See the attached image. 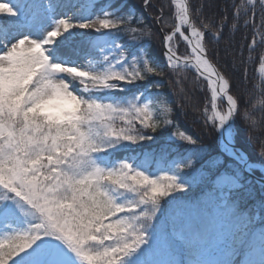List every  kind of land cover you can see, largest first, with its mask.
<instances>
[{"label":"snow or ice","instance_id":"6c2138e0","mask_svg":"<svg viewBox=\"0 0 264 264\" xmlns=\"http://www.w3.org/2000/svg\"><path fill=\"white\" fill-rule=\"evenodd\" d=\"M42 2H0V190L11 194L0 198V226L10 227L20 202L38 218L26 230L0 237V264H17L33 253L31 264H55L36 251L44 237L61 240L82 264H264V227L257 230L253 215L258 209L264 224V198L255 201L245 188L244 174L255 166L233 135L234 126L248 119L240 111L244 93L206 46L209 34L219 43L229 20H243L245 29L254 30L251 43L241 45L251 59L257 46L264 47V0H233L218 26L204 20L198 26L188 0H170L168 14L161 5L155 22L160 31L169 29L161 37L166 63H157L143 47L130 51L129 44L117 43L122 34L130 43L155 35L132 10L97 13L92 0H84L72 3L74 13L64 16L69 2L54 0L47 8ZM143 4L153 7L152 0ZM85 7L91 18L74 19ZM42 16L52 17L43 36L27 34ZM75 29L108 37L82 38L78 54L82 49L84 56L99 57L95 62L60 53L61 38ZM259 62L264 72V55ZM185 69H194L192 87L205 92L202 105H181V111L199 112L202 123L195 132L177 123L178 109L161 83L147 94L109 102L96 95ZM161 130L167 131L166 142L140 163L108 165L96 158L122 143L153 141ZM205 132L215 134L216 144L202 142ZM153 165L159 175L150 170ZM198 186L199 197L180 195Z\"/></svg>","mask_w":264,"mask_h":264},{"label":"trees","instance_id":"16d2710c","mask_svg":"<svg viewBox=\"0 0 264 264\" xmlns=\"http://www.w3.org/2000/svg\"><path fill=\"white\" fill-rule=\"evenodd\" d=\"M49 3H53L54 0H48ZM69 2L67 6L62 10L66 15H72L75 9L72 6L73 4L83 3L84 0H65ZM170 0H152L153 7L145 8L143 0H92V3L95 7V11L99 13L101 8L104 10L113 12L117 15L125 14L128 10H132L134 16L137 20L142 21L144 27L150 32L155 33L151 38L142 37L140 40L131 42L127 35H121L117 40V43L129 44L130 51H137L140 47H143L144 50L153 58L157 63L165 61L163 57V46L161 43V37L164 35V32L168 31V28H164V31H160L162 25L155 22V17L160 13L161 5L164 6V11L166 14L169 13ZM190 4V10L193 14V20L197 21L199 26V21L204 20L205 22L210 23V25L218 26L221 18L225 14V9H229L233 0H188ZM239 2V0H237ZM92 9H89L91 11ZM172 13H174V7L172 8ZM74 19H90L88 15V10L85 7L82 9L79 16H74ZM237 23V28L232 29L231 24ZM171 24V20H169ZM256 24L259 25V17L256 18ZM137 25H133L136 27ZM214 30V28H213ZM252 31L245 29L243 20L232 21L229 20L227 28L224 29L225 35L224 38L220 40L219 43H216L215 38L211 37L210 34L206 38V46L209 51L210 57L214 62L217 63V67L220 71L226 74V77H231L232 82L235 83L240 90L244 93L243 103L241 105V113H247L248 119H241L237 127L234 126L233 135L236 137L240 145H243L248 150V158L252 164H257L264 166V159L261 158V144L264 143V80L259 75L260 57L264 55V47L257 46L255 50L251 53V59H249V52L247 47L241 49V45H248L252 40ZM87 33L88 39L90 40H107L104 34L93 33L90 30L75 29L72 36L64 39L62 45L69 46L76 51L80 49V43L84 35ZM79 36H76L78 35ZM259 42L260 37H256ZM63 41V39H62ZM134 45V46H133ZM178 54H183L186 51L183 41L177 43ZM241 52L243 53L242 59L243 63L241 64ZM80 54L83 55V50L81 49ZM93 59H99V57L92 56ZM130 59V57H129ZM235 59L236 66L233 64ZM195 80V73L189 69H185L179 74L171 73L170 70L165 77H155L148 81L138 82L135 85H124L123 91L108 93L100 92L96 95L101 100L106 102L112 101L113 98L120 99L121 97H131L139 93L147 94L146 90L150 88L152 84L161 83L163 88L161 91L168 98L170 102H174L176 108L178 109L176 114V120L179 125L184 128H187L190 132H195L198 130L197 125L201 124L202 121L198 119L199 112L193 107H188L181 111V105L184 104H203L205 92L200 88H193V82ZM178 81V83H176ZM181 89L184 91L181 92ZM187 94V98L186 95ZM184 111L188 112V116L184 115ZM119 123V122H117ZM154 140L149 142H143L139 145H132L127 143H122L116 148L109 150L108 152L97 154V160L101 164L110 165L112 162H118L120 160L136 161L140 163L141 161L152 156L153 153L159 150V146L166 142L167 140V131L161 130L158 133H153ZM255 137V139H251ZM202 142L205 145H214L216 144L215 134H209L205 132L202 137ZM171 143V142H169ZM167 146V145H166ZM171 153L176 152V148L172 147L170 149ZM157 165H153L150 169L153 174L159 175ZM254 175L260 177L258 171L253 172ZM245 188L251 189L254 193L255 201H258L260 198H264V187L258 186L254 180L244 174ZM203 186L196 187L192 192L180 194L184 195L185 199H194L201 195ZM11 194L6 193L4 190H0V198L10 197ZM12 203V201H8ZM251 202V201H249ZM251 206V204H250ZM254 223L259 230L261 227H264V224L260 223V213L258 209H253ZM12 224L15 227V230H26L30 224L38 222V218L35 216L33 211L23 202H20L19 207L14 209V215L10 219ZM49 242H55L56 244H61V240L57 239L56 241L48 240L47 237L39 243L37 252L40 253V246L45 245ZM94 246V245H93ZM45 248V246H44ZM43 248V249H44ZM42 249V250H43ZM41 250V251H42ZM45 251V249L43 250ZM33 254L23 256L18 259L17 264L27 259H31ZM242 259V257H238ZM254 259L258 262L261 257L259 253L256 254ZM66 264H81L80 262L68 261Z\"/></svg>","mask_w":264,"mask_h":264},{"label":"rangeland","instance_id":"374dc122","mask_svg":"<svg viewBox=\"0 0 264 264\" xmlns=\"http://www.w3.org/2000/svg\"><path fill=\"white\" fill-rule=\"evenodd\" d=\"M0 2H3V0H0ZM13 2H15V0H13ZM49 5H50V3L48 0H43L41 7L47 8ZM60 14L67 16L66 13H64V11H62ZM51 19H52V17H50V16H42L39 19L37 26L34 28L28 29L27 34H29L33 37H37V38L42 37L43 36V30L45 28L50 27ZM72 33H74V30ZM72 33L71 34H65V37L61 38V41H60L61 47L59 50L60 53L68 59L83 62L84 64H87L90 60L95 62L96 59H93L92 56H84L80 53L78 54V52L75 49H73L69 46H66V45L65 46L62 45L64 43V39L66 40L67 37H69V36L71 37ZM76 36H79V34ZM62 39H63V41H62ZM54 55H55V53H54ZM258 72H259V75L261 76V78L264 80V72H261V67L259 68ZM9 224H10V227L0 226V237H5L10 232L14 231L15 227L12 224V221L9 220ZM47 239L57 242V239H55L53 237H47ZM61 243L63 244V242H61ZM63 245L64 246H62L61 244L58 245L55 242H49L45 245L40 246V248H39L40 253L43 255L44 258L54 261L55 264H66L68 261H75V260H77V262H80L82 264V261H80L79 258L65 244H63ZM44 246H45V248H44ZM43 248L45 249V251H43L44 250ZM32 258L33 257H31V259L26 258L25 260L21 261L20 263L21 264H31Z\"/></svg>","mask_w":264,"mask_h":264},{"label":"water","instance_id":"95a60500","mask_svg":"<svg viewBox=\"0 0 264 264\" xmlns=\"http://www.w3.org/2000/svg\"><path fill=\"white\" fill-rule=\"evenodd\" d=\"M255 169L256 168H253V170ZM245 174H248L249 176H251L257 184L264 186V178H259V177L254 176L251 171L245 172Z\"/></svg>","mask_w":264,"mask_h":264},{"label":"bare ground","instance_id":"6f19581e","mask_svg":"<svg viewBox=\"0 0 264 264\" xmlns=\"http://www.w3.org/2000/svg\"><path fill=\"white\" fill-rule=\"evenodd\" d=\"M194 70V69H193ZM255 168H257V166H255ZM260 170L262 171V170H264V168H260ZM262 175H263V177H264V171H262Z\"/></svg>","mask_w":264,"mask_h":264}]
</instances>
